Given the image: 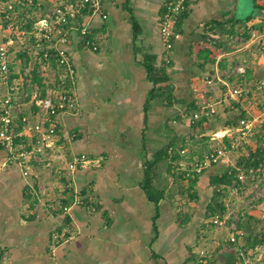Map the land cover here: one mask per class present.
Returning <instances> with one entry per match:
<instances>
[{
    "label": "crops",
    "instance_id": "1",
    "mask_svg": "<svg viewBox=\"0 0 264 264\" xmlns=\"http://www.w3.org/2000/svg\"><path fill=\"white\" fill-rule=\"evenodd\" d=\"M60 1L38 0L40 16ZM164 1L104 0L106 19L97 13L79 19V24L101 36L96 51L83 45L77 30L70 32L64 47L76 71L78 110L64 115V123L72 136H61L56 150L32 155L26 167L16 161L2 166L8 153L0 148V264H216L218 258L224 260L227 232L224 244L204 248V234L211 226L207 217L213 194L210 177L235 167L246 152L232 153L199 175L189 192L195 199L188 194L187 181L173 171L170 159L159 157L152 170V185L164 193L157 205L141 184L145 164L152 163L169 142L179 145L185 138L186 157H198L216 143L210 139L213 132L228 130L235 135L257 112L247 104L259 98L255 94H263L256 83L264 80V56L252 42L235 41V34L229 37L224 21L232 15H252L233 27L235 33L244 37L246 26L264 32V0L255 1L256 9L253 0L251 14L241 17L238 0H193L180 22V38L168 53L169 84L181 102L167 106L159 96L150 100L145 112L154 85L147 78L142 54L164 58L159 21ZM1 27L0 43L9 42L10 65L14 77L21 78L20 69L38 64L33 38L26 34L30 45L23 46L24 41L18 40L25 34L16 40ZM202 46L210 50L212 60L198 56ZM11 47L15 48L12 59ZM239 65L247 66L245 73L236 72ZM241 84L249 99L225 98L226 85ZM4 91L0 86V95ZM209 100L216 102L214 117L202 124L185 119L186 104L194 101L199 107ZM248 142L254 149L256 134ZM74 154L101 160L69 171ZM250 183L246 193L261 192L264 182ZM184 195L188 199H182ZM75 198L79 202L73 204ZM259 203L256 209L240 208L246 214L235 246L249 258L248 264L264 263V242L254 247L246 244L247 238H261L264 233L263 197ZM64 206L70 207L65 211ZM214 254L217 258L210 259Z\"/></svg>",
    "mask_w": 264,
    "mask_h": 264
},
{
    "label": "built area",
    "instance_id": "2",
    "mask_svg": "<svg viewBox=\"0 0 264 264\" xmlns=\"http://www.w3.org/2000/svg\"><path fill=\"white\" fill-rule=\"evenodd\" d=\"M104 0H62L56 2L50 13L37 17L29 30L20 28L14 15L16 8H23L36 3V0H5L0 4V16L4 22L5 32L28 34L33 38L32 51L38 60L41 75L50 69H57L56 82L42 95L37 83L32 81L31 73L24 74V77H14V72L9 59V42L0 43V86L5 91L0 95V148L8 153V161H16L22 167L34 154H42L45 151H53L58 148V141L67 138L64 115L77 112L78 103L75 95L76 71L72 64L71 55L64 47L68 42L70 32L77 30L85 47L93 51L98 50L100 35L92 32L86 25L79 24V19L85 14H101L106 19L107 14L103 10ZM193 0H165L160 12V37L164 48L165 64L169 63L168 53L172 50L175 42L180 38L177 24L182 15L188 10ZM38 7V3L37 6ZM86 11V13H84ZM243 32L248 37H242L241 33L235 35V41L255 44L262 51L264 56V32L254 30L246 26ZM246 65L236 67V72L243 74ZM54 69V70H55ZM55 81V79H54ZM210 82V81H208ZM256 89L264 94V80L256 83ZM248 90L240 86L226 85L225 98L239 100ZM216 102L209 100L201 104L198 110L189 117L191 123L202 116L210 117L217 113ZM264 124V99L259 103L256 113H251L236 130V134H223L213 132L210 139L216 143L200 157L191 161H180L177 163L179 171L183 172L186 179H194L205 170L219 163L230 153H240L245 150L250 136L256 134L260 126ZM258 128V129H257ZM226 137L227 140H224ZM264 146V141L262 142ZM173 148H169V152ZM180 155L185 154V148L179 150ZM101 158H93L86 154L73 155L68 170L75 171L78 167L99 163ZM235 178L229 184H223L216 188L224 210L222 212L208 211V223L216 230H225L228 241L238 243L239 224L244 211L235 209L236 202L241 201L245 192V182L248 179H264V163L256 167L243 169L237 168ZM71 186V184H68ZM264 198V186L260 193H253L252 200H247V207L256 205L254 198L259 203V198ZM75 198L73 204L77 203ZM70 206H64L68 210ZM246 207V206H244ZM249 258L244 257L235 264H248ZM264 264V263H261Z\"/></svg>",
    "mask_w": 264,
    "mask_h": 264
},
{
    "label": "trees",
    "instance_id": "3",
    "mask_svg": "<svg viewBox=\"0 0 264 264\" xmlns=\"http://www.w3.org/2000/svg\"><path fill=\"white\" fill-rule=\"evenodd\" d=\"M127 1L128 0H126V2ZM255 1L256 0H254V9L259 7L255 3ZM84 13H86V11H84ZM185 15H186V12L182 15V17L180 18V20L177 24V30L179 32L181 31L180 22ZM251 17H252V15H248L245 18L235 17L234 15L229 16L224 21L225 24L229 25V28L226 30L227 35L229 37L234 36V34L236 35L237 33H235V30L233 29V27L237 24H241L242 22L251 19ZM34 20H35V18L30 21V25L28 27H26L24 30H26V31L29 30V28L32 25ZM134 33H137L136 26L134 28ZM244 35H245L244 36L245 38L248 37V34L246 32H244ZM197 54L200 58L203 57V59L205 61L212 60V54L210 53V50L205 46L200 47L198 49ZM142 62H143L144 68L146 70L147 78L154 85L153 89L150 91L148 98L146 100V104L144 106L145 112L148 109L150 100H152L153 98L159 97V96L164 99L167 106H171L173 103H176V102L180 103L181 100L175 98V96L173 94L172 87L169 84L170 78H169V75L167 74L168 64H165L162 58H161V60L160 59L157 60L156 56L154 54L147 53V52L142 54ZM55 71L57 72V69H55ZM56 72H55V81L54 82H56V75H57ZM30 73L32 76L31 77L32 81L38 84V86L41 89L42 95L45 94L47 87H51L52 83L48 84V86H47L46 82H43V76L40 74L39 66L37 63H35L33 69L30 71ZM186 105H187L186 106V112L189 114V117L193 114L194 111L198 110V108H199L194 101L189 102ZM213 116H215V115H213ZM213 116H211V117H213ZM207 119H209V117L202 116L201 118H199L198 120H196L192 124H197V123L202 124ZM263 141H264V124L262 126H260L258 132L256 133V142H255L256 145H255L254 149L249 148L245 154L241 155L239 157V160L236 162L235 167L227 168L220 175H214V176L210 177V186H212V188H213V194H212L210 202L207 205L208 211H210V212H222L224 210L223 202L221 201V197H220L219 193L216 192V188L219 187L220 185L231 183L232 180L235 178V175L237 174V171H238L237 168L238 167H241L243 169H247L249 167H256L260 163H264V146H262ZM186 143L187 142H186L185 138H183L181 140V143L179 145H177L173 141L169 142L166 145V147H164L162 150H160L158 152V156H156V158L154 159V161L152 163H146L145 164V170H144L145 179L142 182L141 186H142V189L144 190L147 198L150 201H152L153 203H155V205H157L158 201L163 197L164 193L162 191L157 190L152 185V183H151L152 170L154 169L155 164L160 160L159 157H161V159H170L171 163H172L171 165H173V171L178 173L179 169H177L178 168L177 163L180 160L178 162H176V161L179 158L183 157V159L186 161H191L193 159V158L188 159L186 157L187 153H185L184 155L179 154V150L184 149L187 146ZM170 147L173 148V151H171V152H169ZM201 155H203V154L200 153L198 157H200ZM178 176H179V178H181V180L187 181L188 194H189L191 199H195L196 196L189 193V192L191 191V189L195 185L197 177L194 179H186L183 177L182 171H179ZM263 242H264V233L261 234V238L253 237V238H247L246 239V244L249 247H254L255 245L262 244ZM239 249L240 248L237 247V245L235 246L234 243L229 242V246L224 250L225 254L222 255V257L224 259V264H235L236 261L242 260L243 252H241ZM211 262L212 261H209V262H207V264H211Z\"/></svg>",
    "mask_w": 264,
    "mask_h": 264
},
{
    "label": "rangeland",
    "instance_id": "4",
    "mask_svg": "<svg viewBox=\"0 0 264 264\" xmlns=\"http://www.w3.org/2000/svg\"><path fill=\"white\" fill-rule=\"evenodd\" d=\"M5 0H0V4L2 3V2H4ZM37 3H38V0H36V3H34V4H32V5H29V6H26V7H23V8H16V12H15V15H14V17H15V19L17 20V23L20 25V28L21 29H25L26 27H28L29 25H30V21L32 20V19H36L37 17H39L40 16V10L38 9V7H36L37 6ZM252 10H253V0H238V3H237V13H238V15L241 17V16H243V15H245V14H251V12H252ZM47 13V11H45L43 14H41V16L42 15H44V14H46ZM241 18H243V17H241ZM3 25H4V22L1 20V18H0V27L2 26L3 27ZM1 27V28H2ZM24 27V28H23ZM228 28V27H227ZM2 30V29H1ZM1 30H0V34H1ZM26 31V30H25ZM19 34L20 33H16V32H14V33H11L9 36H13V37H15L16 38V40H18L17 39V37L19 36ZM8 36V35H7ZM24 39H20V40H18L19 42L18 43H20L21 44V42L20 41H24L23 42V46L24 45H30L29 43H30V39H29V37L25 34V35H23L22 36ZM2 39V37H1V35H0V40ZM18 48H20V47H18ZM14 49L15 48H13V47H11V49H10V53H11V59L13 58V51H14ZM20 50V49H19ZM29 52V51H28ZM32 62H34L33 61V59L31 60ZM36 63V62H35ZM16 66H17V64H16ZM38 66H39V64H38ZM33 67H34V63L32 64L31 63V67H30V69H28V70H22V69H20V71L18 72V73H20V77H24L25 75L24 74H26V73H28L29 72V70H32L33 69ZM17 70V69H16ZM41 69H40V67H39V71H40ZM55 70L54 69H50V70H47V71H45L44 72V75H43V81H44V79H46V80H48L50 83H48V84H51V83H53L54 82V78H55ZM40 74H41V71H40ZM17 78H19V76H17ZM241 87H243V85L241 84ZM255 94V93H254ZM248 94H243V97L245 98V96L247 97V99H249V97L247 96ZM256 96H259V98L257 99H255L254 101H252V100H250L249 101V104H247V105H250V106H253L255 109L257 108V106H259V103L263 100V98H264V94H255ZM262 95H263V97H262ZM248 103V102H247ZM219 106V105H218ZM217 111H218V109H216ZM217 113H215L214 115H216ZM214 117V116H213ZM187 118H189V116L188 115H186L185 116V119H187ZM189 123V122H188ZM252 136H254V135H252ZM251 137V136H250ZM200 139L201 138H203V137H199ZM206 145H208L209 143L208 142H204ZM204 145V144H203ZM199 146H201L200 144H199ZM250 144H249V142L246 144V147H245V150H244V152H246L249 148H250ZM207 148H208V146H207ZM202 150H204L203 148H199L198 149V151L200 152H202ZM230 154H232V153H230ZM229 154V155H230ZM35 155V154H34ZM190 156H192V155H190ZM196 156V155H195ZM181 159H183V157H181V158H179L176 162H178L179 160H181ZM180 162V161H179ZM181 180V179H180ZM260 180V181H259ZM181 181H183V180H181ZM255 182H260V183H262V182H264V179H256V180H254ZM250 182H252V180L251 179H248L246 182H245V188H249V186H250ZM264 186V185H263ZM249 190V189H248ZM249 192H251L250 190H249ZM247 193L246 195H243V197L241 198V201H237L236 202V210L239 212V210L240 211H243L245 208H248V209H256L257 207H258V205L260 204V203H258V201H257V199L256 198H254V200H253V203L256 205L255 207H253V206H249V207H247V205H245V202H248L247 200H252V198H251V195L253 194H250V193ZM255 193V192H254ZM209 194H210V190H209ZM182 199H188V196L187 195H184V197L182 198ZM263 201H264V198H263ZM262 203V202H261ZM242 206H246V207H242ZM242 207V209L243 210H241L240 208ZM248 211H250V210H248ZM246 214V213H245ZM245 214H244V216H245ZM248 214V213H247ZM243 218V217H242ZM225 234H226V231L225 230H216L213 226H208V228L206 229V234H204V236H206L207 237V239H206V241H205V246H204V248L206 247H208V250H209V248H210V250H211V248L213 247V245L214 244H216V242H221V243H225L224 241L226 240V239H224L225 238ZM207 250V249H206ZM209 252H211V251H209ZM263 254H264V252H263ZM220 257V256H219ZM214 258H217V256L214 254V255H212L211 257H210V259H214Z\"/></svg>",
    "mask_w": 264,
    "mask_h": 264
},
{
    "label": "water",
    "instance_id": "5",
    "mask_svg": "<svg viewBox=\"0 0 264 264\" xmlns=\"http://www.w3.org/2000/svg\"><path fill=\"white\" fill-rule=\"evenodd\" d=\"M216 264H224V260H222L221 258H218Z\"/></svg>",
    "mask_w": 264,
    "mask_h": 264
}]
</instances>
